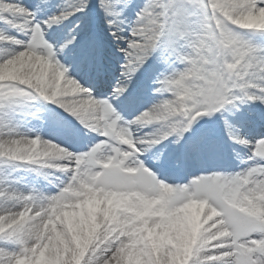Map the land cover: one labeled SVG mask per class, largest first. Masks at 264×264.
<instances>
[{
	"label": "snow or ice",
	"instance_id": "1",
	"mask_svg": "<svg viewBox=\"0 0 264 264\" xmlns=\"http://www.w3.org/2000/svg\"><path fill=\"white\" fill-rule=\"evenodd\" d=\"M0 24V264H264V0H0ZM113 41L123 63L104 95L82 74L107 78ZM154 58L160 99L126 118L120 102ZM41 100L95 134L87 151L22 130ZM225 112L251 129L223 119L247 150L233 149L240 170L179 183L146 163ZM44 169L63 176L53 193L14 175Z\"/></svg>",
	"mask_w": 264,
	"mask_h": 264
},
{
	"label": "bare ground",
	"instance_id": "2",
	"mask_svg": "<svg viewBox=\"0 0 264 264\" xmlns=\"http://www.w3.org/2000/svg\"><path fill=\"white\" fill-rule=\"evenodd\" d=\"M20 2L28 6V5L33 4L34 0H20ZM57 2H60V0H57ZM138 2L143 3V0H138ZM48 11L53 12L55 11V9H49ZM37 14L40 15V13H37ZM61 26H58L56 28L57 32H68L70 31L72 27V21L71 20L65 21L64 24ZM0 27H4V25L0 24ZM114 44H115L114 41L112 43L106 44V47L108 48V57L113 56V57H110V58H113V61H112V67L109 69L110 70L112 69L114 73L107 75V78L102 82H97V81L95 82V79H92L96 87L101 92V94H104V95H107L110 91V87L115 84V80H117L120 74L119 66L121 63H123V59L121 58V56H119V53L116 51L114 47ZM71 59H72L71 55L69 54L67 57V61L71 62ZM159 65L161 66V63H159L158 60L154 58L152 63L149 66H147L145 69H143L140 73L137 74V77L135 78V82L130 86L131 90L129 93V97L125 100H122L120 103V107L123 111V114L126 116V118H129V119L132 118L134 115L150 107L152 103L160 99L158 95H156V97L154 96V98H147V97L139 96L140 94L138 93L139 90L142 88L143 82H147L148 80H150V82H153V80H155L158 74L156 73L151 76L150 70L152 68L158 67ZM145 72H146V75L143 79L142 76L145 74ZM82 75H84L85 81L90 83L89 77L86 74H82ZM49 104L51 103L45 102L43 100L38 101L36 102L34 106L35 108L33 110H36L40 107H43L46 109V107H48ZM249 107L250 106L248 105L244 106L245 109ZM225 117L230 119L233 123L237 124V126L243 125V127L241 128L242 132L251 131V129L246 124L244 115L237 114L233 116L227 112H225L223 116H220V114H217L216 117L212 118L215 121L214 123H203V124L194 126L193 131L188 137V140L185 141L184 143L177 145V144L170 142V144H172V147H173V152H171L173 155L169 154L171 148L166 147L165 145L166 142H164L152 150L153 153H163V156L161 157V159L155 160L152 154L149 153V154H146V163L149 166H151L154 171H157L158 173H162V172L169 170L170 173H166V179L169 182H173V181L177 182L176 180L182 179V181H179V183H185L193 175L199 174L196 172L193 175H189L186 180L183 179V177H185V174L189 172L188 169L192 168V164H193L192 159H194L195 162H200L199 155L197 154L199 152L192 153V155H196V156L187 158L186 159L187 161L183 162V161H180L182 157L178 156V154L180 155L182 154L179 150L183 149L184 151L189 152L191 145L194 143H200L202 145L212 143L217 146L215 150L216 153L202 152V153H205V156L207 157L206 158L207 163L209 162L217 163L215 165H212L209 163V165H212L210 166L212 170H217V171H238L240 170V168H242L244 165L241 164L239 159L233 157L235 155L230 157V154H233L232 153L233 150L229 148V145H232V143L231 141L228 140L224 127H223V119ZM15 122L21 126L22 130L29 131L31 129L33 131L30 132V134H35V132L38 131L43 137L45 135L53 137L58 140L57 141L54 139L56 143L67 146L71 148L73 151H87L88 148L91 146L92 143L95 142V139H96L94 133L85 134V130L81 129L75 120L73 124H67V123L62 122L61 119L53 117V119L50 120L49 126L42 127V124L38 123L32 117L26 116V115H19L17 116ZM82 133H84L83 136H82ZM223 142L227 144V147H225V151L221 148V144ZM238 147L240 150L239 153L241 154V157H244L246 155L247 150L242 148L241 146H238ZM225 155L227 156L228 161L227 163L223 164L222 158H224ZM173 156H176L177 158L180 157V159L178 158L179 161L176 162L173 159L174 158ZM211 159H215V160L212 161ZM153 162L155 163V165L152 164ZM201 169L202 167L199 166L197 168V171ZM43 171L45 173H48V179H45L44 176L37 175L35 172L28 171V170L14 173V175H16L18 178H21V180H23L21 187L25 188L26 190L30 188H36L45 193L55 192L57 190L55 187L56 183L58 182L57 178L59 177L60 179H63L62 174L54 170H50V169H44Z\"/></svg>",
	"mask_w": 264,
	"mask_h": 264
},
{
	"label": "rangeland",
	"instance_id": "3",
	"mask_svg": "<svg viewBox=\"0 0 264 264\" xmlns=\"http://www.w3.org/2000/svg\"><path fill=\"white\" fill-rule=\"evenodd\" d=\"M122 57V56H121ZM165 68H166V66L165 65H161V66H158V67H155V69H154V71H152V69H151V76L155 73H157V74H159L160 72H162V71H164L165 70ZM147 71V70H146ZM146 73V72H145ZM147 83H150V80H148L147 81ZM146 87V86H145ZM150 88H153V87H150ZM153 90V89H152ZM151 89H147V91L149 92H151L152 91ZM147 92V93H148ZM153 94V93H152ZM152 94H147L148 96H153ZM64 112V111H63ZM73 120V119H72ZM44 138H46V139H48L47 137H45L44 136ZM154 163V162H153Z\"/></svg>",
	"mask_w": 264,
	"mask_h": 264
}]
</instances>
